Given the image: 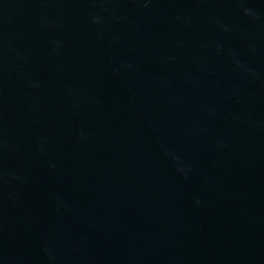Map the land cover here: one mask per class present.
<instances>
[{"label": "water", "instance_id": "95a60500", "mask_svg": "<svg viewBox=\"0 0 264 264\" xmlns=\"http://www.w3.org/2000/svg\"><path fill=\"white\" fill-rule=\"evenodd\" d=\"M0 264H264V0H0Z\"/></svg>", "mask_w": 264, "mask_h": 264}]
</instances>
